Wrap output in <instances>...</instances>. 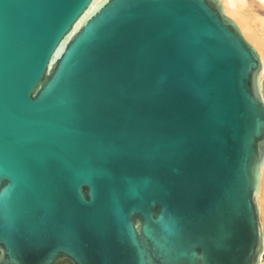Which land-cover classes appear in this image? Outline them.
<instances>
[{"label":"water","instance_id":"water-1","mask_svg":"<svg viewBox=\"0 0 264 264\" xmlns=\"http://www.w3.org/2000/svg\"><path fill=\"white\" fill-rule=\"evenodd\" d=\"M260 68L220 0H0L6 264H258Z\"/></svg>","mask_w":264,"mask_h":264},{"label":"bare ground","instance_id":"bare-ground-1","mask_svg":"<svg viewBox=\"0 0 264 264\" xmlns=\"http://www.w3.org/2000/svg\"><path fill=\"white\" fill-rule=\"evenodd\" d=\"M220 2L224 12L236 22L242 35L257 51L261 62L259 77L264 79V0H220ZM256 202L263 233V258H260L258 264H264V164Z\"/></svg>","mask_w":264,"mask_h":264},{"label":"snow or ice","instance_id":"snow-or-ice-1","mask_svg":"<svg viewBox=\"0 0 264 264\" xmlns=\"http://www.w3.org/2000/svg\"><path fill=\"white\" fill-rule=\"evenodd\" d=\"M127 2L136 7H146L154 10H167L172 8L183 7V0H127ZM163 18V17H161ZM4 159L3 156H0V175H6V169L2 163ZM6 199L4 193L0 192V220H3V208L6 206ZM3 252V249H0V253ZM160 255L165 259H172V249L169 248L168 252L161 250ZM0 264H6L3 256L0 255Z\"/></svg>","mask_w":264,"mask_h":264},{"label":"flooded vegetation","instance_id":"flooded-vegetation-1","mask_svg":"<svg viewBox=\"0 0 264 264\" xmlns=\"http://www.w3.org/2000/svg\"><path fill=\"white\" fill-rule=\"evenodd\" d=\"M55 264H70V262L66 259H63V260L57 261Z\"/></svg>","mask_w":264,"mask_h":264},{"label":"rangeland","instance_id":"rangeland-1","mask_svg":"<svg viewBox=\"0 0 264 264\" xmlns=\"http://www.w3.org/2000/svg\"><path fill=\"white\" fill-rule=\"evenodd\" d=\"M245 38V37H244ZM246 39V38H245ZM247 40V39H246ZM248 41V40H247ZM249 42V41H248ZM250 43V42H249ZM251 44V43H250ZM252 45V44H251ZM253 46V45H252ZM254 47V46H253ZM260 216V215H259ZM261 221V220H260Z\"/></svg>","mask_w":264,"mask_h":264}]
</instances>
